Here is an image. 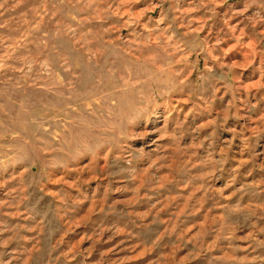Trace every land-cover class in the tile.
I'll list each match as a JSON object with an SVG mask.
<instances>
[{
    "label": "rangeland",
    "instance_id": "374dc122",
    "mask_svg": "<svg viewBox=\"0 0 264 264\" xmlns=\"http://www.w3.org/2000/svg\"><path fill=\"white\" fill-rule=\"evenodd\" d=\"M0 264H264V0H0Z\"/></svg>",
    "mask_w": 264,
    "mask_h": 264
}]
</instances>
